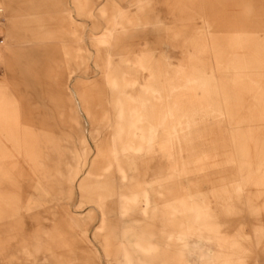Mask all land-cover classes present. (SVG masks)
<instances>
[{
	"label": "rangeland",
	"instance_id": "obj_1",
	"mask_svg": "<svg viewBox=\"0 0 264 264\" xmlns=\"http://www.w3.org/2000/svg\"><path fill=\"white\" fill-rule=\"evenodd\" d=\"M0 5V264H264V0Z\"/></svg>",
	"mask_w": 264,
	"mask_h": 264
},
{
	"label": "crops",
	"instance_id": "obj_2",
	"mask_svg": "<svg viewBox=\"0 0 264 264\" xmlns=\"http://www.w3.org/2000/svg\"><path fill=\"white\" fill-rule=\"evenodd\" d=\"M86 14H87L86 17H87L88 19L92 18V15H91L90 12H87ZM115 25H116V23L113 24V26H115ZM109 31H113V30H111V29L107 30V32H109ZM74 38H75L76 41H80V40H81V39H80L79 37H77V36H74ZM67 101H68L69 103H71V98H70V96H67ZM8 143H9V144H6V145H7L8 149L11 150V152H12L13 150H15V151H19L20 154H21V156L23 157V153H22L23 146L20 145V147H18L17 144H15V143H14L13 141H11V140H8ZM0 166H3V165L0 164Z\"/></svg>",
	"mask_w": 264,
	"mask_h": 264
},
{
	"label": "built area",
	"instance_id": "obj_3",
	"mask_svg": "<svg viewBox=\"0 0 264 264\" xmlns=\"http://www.w3.org/2000/svg\"><path fill=\"white\" fill-rule=\"evenodd\" d=\"M3 22H4V10L0 6V48L2 47L3 42H4V29L2 27Z\"/></svg>",
	"mask_w": 264,
	"mask_h": 264
},
{
	"label": "bare ground",
	"instance_id": "obj_4",
	"mask_svg": "<svg viewBox=\"0 0 264 264\" xmlns=\"http://www.w3.org/2000/svg\"><path fill=\"white\" fill-rule=\"evenodd\" d=\"M1 6V5H0ZM111 32H107V34H104L102 35L101 37H98V38H101V40H104V39H107L109 36H111ZM93 39V38H92ZM95 39V38H94ZM98 131V130H97ZM128 142V141H127ZM126 142V143H127ZM117 147V146H116ZM126 148V147H125ZM114 151V150H113ZM84 186H81L80 187V193H82V191H84ZM100 209V208H99ZM100 214H101V225L105 224V215H104V212L101 210L100 211Z\"/></svg>",
	"mask_w": 264,
	"mask_h": 264
}]
</instances>
